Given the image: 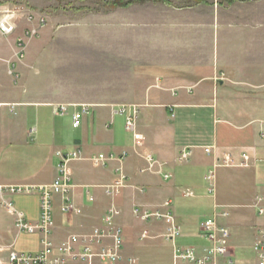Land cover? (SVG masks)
I'll list each match as a JSON object with an SVG mask.
<instances>
[{
    "label": "crops",
    "instance_id": "obj_1",
    "mask_svg": "<svg viewBox=\"0 0 264 264\" xmlns=\"http://www.w3.org/2000/svg\"><path fill=\"white\" fill-rule=\"evenodd\" d=\"M192 2L174 11L182 17L195 14V19L150 26L166 32L160 38L153 35L154 42L163 40L166 51L154 59L150 49L149 61H157L156 79H160L132 103L140 106L137 141L126 130V116L116 114L122 105L67 104L62 106L66 113H61L60 104L46 98L48 91L37 85L30 94L33 83L18 49L22 31L7 38L0 35V188L49 186L58 178L62 163L56 153L82 151L81 159L68 164L71 196L80 214H64L62 195L55 197L52 240L57 249L73 236L83 238L103 227L106 213L115 208L125 258L171 264L175 245L201 254L210 245L201 224L215 219L230 231L235 264H257L254 245L264 230V213H260L264 211V0ZM170 4L145 5L170 10L174 6ZM137 6L141 5L132 7ZM178 39L179 58L174 53ZM151 45L159 49L161 44ZM81 105L89 110L75 129L73 116ZM206 148H213L210 155ZM185 149L191 151L190 159L180 162ZM224 153L247 154L251 165L216 169L211 195L206 177ZM99 155L110 160L96 166L90 159ZM145 156L164 164L161 174L146 172ZM120 168L130 186L108 194L106 188ZM167 174L170 179L164 177ZM3 201H11L29 222H37L40 215L37 194L0 198V257L5 259L11 247L23 254L39 252L40 236L19 233ZM166 202L182 232L175 244L165 240L163 222H144L134 215L135 208L166 211L162 207ZM216 207L227 208L228 217L217 216Z\"/></svg>",
    "mask_w": 264,
    "mask_h": 264
},
{
    "label": "rangeland",
    "instance_id": "obj_2",
    "mask_svg": "<svg viewBox=\"0 0 264 264\" xmlns=\"http://www.w3.org/2000/svg\"><path fill=\"white\" fill-rule=\"evenodd\" d=\"M1 1L0 4H13L35 15V25L28 24V28L39 27L40 33L28 43L23 60L33 83L30 94L38 85L48 91L46 98L55 99L61 107L100 101L114 106L136 103L158 77L154 63L157 61H149L150 49L154 59L166 51L163 40L153 39L155 33L160 38L166 32L161 26L156 31L150 29L151 24L196 18L195 14L182 17L174 11L192 5V0H170L174 5L170 10L163 5L111 9L119 0ZM42 18L45 25L39 24ZM19 30L22 35L24 27ZM153 43L162 46L155 49ZM181 47L182 42L176 40L177 58L182 55ZM41 55L46 56L43 61L29 63Z\"/></svg>",
    "mask_w": 264,
    "mask_h": 264
},
{
    "label": "built area",
    "instance_id": "obj_3",
    "mask_svg": "<svg viewBox=\"0 0 264 264\" xmlns=\"http://www.w3.org/2000/svg\"><path fill=\"white\" fill-rule=\"evenodd\" d=\"M35 15L24 8L13 4H0V35L3 37H11L15 35L20 27L32 24L35 22ZM40 25H45V19H40ZM39 27L28 28L24 27L23 34L18 38L20 49V60L25 58L24 52L28 43L36 39L40 33ZM11 74H13L11 72ZM15 79L19 76L15 74ZM159 82V81H157ZM80 112L73 116V127L79 128L82 124L84 116L88 113L87 105L80 106ZM140 106L128 104L120 106L116 114L126 116V130L134 135L135 141L139 138L136 130ZM61 113H66L64 107L60 108ZM206 153L211 154L213 148H206ZM56 156L61 159L62 163L59 166L58 178L49 186L35 189L23 188H0V198L6 195H30L37 194L40 199V215L37 222H29L26 220L23 213L18 211L11 201H3L4 208L15 220V226L19 233L38 234L41 241V249L35 254L18 253L13 248L8 249V256L4 259L0 257V264H142L136 258H125L123 256L124 237L123 230L116 223V217L119 211L115 208L108 210L104 217V225L101 228H96L91 234L80 238L73 236L65 241L60 249H57L52 235L54 232V201L57 195H62L64 214H80L71 196L73 188L72 178L68 171V164L74 160H79L82 157L80 149L72 153L64 155L62 152H57ZM191 151L185 149L180 155V162H187L190 159ZM110 158L105 155H99L90 159L96 166H104ZM144 160L147 164L146 172L161 174L164 164L159 160L145 156ZM251 158L247 154L240 157H235L231 154L224 153L217 159L213 166V171L208 174L206 181L209 185L211 195L215 194L214 172L219 168H249ZM166 179H170L171 175H164ZM129 180L126 177L122 168L115 174V178L110 186H107L106 192L114 194L122 189L128 188ZM188 196H192L190 191H187ZM261 201V200H259ZM166 211H150L142 208H135L134 215L144 222L156 220L163 222L166 225L164 234L165 240L174 243L181 237V228L177 224L176 218L170 211V203L166 202L162 206ZM217 216L228 217L229 211L227 208L216 207ZM263 214L264 211L260 210ZM203 236L207 238L210 245L205 247L200 254L192 247H177L173 254L171 264H235L231 247L229 245L230 231L228 228L220 226L215 219H209L201 224ZM147 238L143 235L142 239ZM82 242V248L79 244ZM257 255V264H264V230L259 232V238L254 245Z\"/></svg>",
    "mask_w": 264,
    "mask_h": 264
},
{
    "label": "trees",
    "instance_id": "obj_4",
    "mask_svg": "<svg viewBox=\"0 0 264 264\" xmlns=\"http://www.w3.org/2000/svg\"><path fill=\"white\" fill-rule=\"evenodd\" d=\"M234 1H240V0H234ZM245 1V0H241ZM148 3H162L166 5H171L170 0H119L114 2L110 7L111 9H128L131 6L134 5H145Z\"/></svg>",
    "mask_w": 264,
    "mask_h": 264
}]
</instances>
